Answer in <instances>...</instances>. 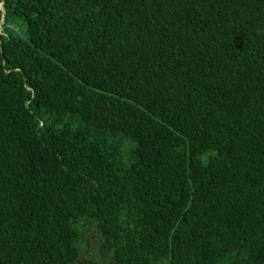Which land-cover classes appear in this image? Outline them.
<instances>
[{"label":"trees","instance_id":"trees-1","mask_svg":"<svg viewBox=\"0 0 264 264\" xmlns=\"http://www.w3.org/2000/svg\"><path fill=\"white\" fill-rule=\"evenodd\" d=\"M0 5V264H264V0Z\"/></svg>","mask_w":264,"mask_h":264},{"label":"rangeland","instance_id":"rangeland-1","mask_svg":"<svg viewBox=\"0 0 264 264\" xmlns=\"http://www.w3.org/2000/svg\"><path fill=\"white\" fill-rule=\"evenodd\" d=\"M85 241L82 243V249L79 259L82 264H109V258L104 250L97 249L94 236V226L87 223L84 227Z\"/></svg>","mask_w":264,"mask_h":264},{"label":"water","instance_id":"water-1","mask_svg":"<svg viewBox=\"0 0 264 264\" xmlns=\"http://www.w3.org/2000/svg\"><path fill=\"white\" fill-rule=\"evenodd\" d=\"M0 7H1V5H0ZM3 22H4V19L1 21L0 25H1Z\"/></svg>","mask_w":264,"mask_h":264}]
</instances>
